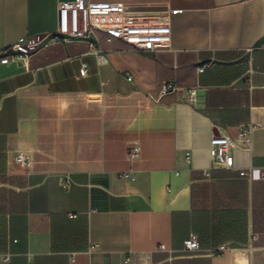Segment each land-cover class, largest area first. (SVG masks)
<instances>
[{"label": "crops", "instance_id": "crops-1", "mask_svg": "<svg viewBox=\"0 0 264 264\" xmlns=\"http://www.w3.org/2000/svg\"><path fill=\"white\" fill-rule=\"evenodd\" d=\"M63 1L0 0V52L54 32ZM87 1L166 14L169 47L98 33L107 63L77 41L0 64V264H264V0ZM244 130L214 167L213 136Z\"/></svg>", "mask_w": 264, "mask_h": 264}, {"label": "built area", "instance_id": "built-area-1", "mask_svg": "<svg viewBox=\"0 0 264 264\" xmlns=\"http://www.w3.org/2000/svg\"><path fill=\"white\" fill-rule=\"evenodd\" d=\"M160 24V25H157ZM170 27L167 15L155 11L133 10L122 3H93L87 0L63 1L58 8V26L54 32L28 36L22 41L8 46L0 52V64H11L13 62H28L38 51L52 44H69L77 41H87L90 54L99 63H107L105 51L100 47L97 38L98 33L108 35V41L114 39L130 44L134 48L153 53L161 48L169 47ZM211 67L205 63L199 72H204ZM87 67H83L81 75L86 76ZM131 78H129L130 80ZM176 90L172 85L164 86L162 93L168 94ZM187 102L194 105L196 102V90L188 91ZM253 141L250 130H244L238 138H232L228 134H216L211 141V157L213 166L222 169H234L236 150L250 151ZM131 161L140 159L141 148L138 145L131 146L128 151ZM190 159V154L187 155ZM27 155L20 153L16 163L20 168L29 166ZM241 176H248V172L242 171ZM120 178H133V172H123ZM165 250L164 245L160 246ZM227 249L226 245L219 246L217 252L221 253ZM184 252L187 254H198L201 252L200 238L191 234L184 242ZM9 259V258H8ZM131 259H127L130 264Z\"/></svg>", "mask_w": 264, "mask_h": 264}, {"label": "rangeland", "instance_id": "rangeland-1", "mask_svg": "<svg viewBox=\"0 0 264 264\" xmlns=\"http://www.w3.org/2000/svg\"><path fill=\"white\" fill-rule=\"evenodd\" d=\"M157 25H160V24H157Z\"/></svg>", "mask_w": 264, "mask_h": 264}]
</instances>
